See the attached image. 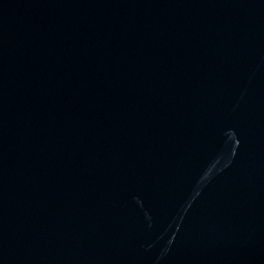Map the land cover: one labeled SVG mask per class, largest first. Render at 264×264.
<instances>
[{
  "label": "water",
  "instance_id": "obj_1",
  "mask_svg": "<svg viewBox=\"0 0 264 264\" xmlns=\"http://www.w3.org/2000/svg\"><path fill=\"white\" fill-rule=\"evenodd\" d=\"M0 264H264V0H0Z\"/></svg>",
  "mask_w": 264,
  "mask_h": 264
}]
</instances>
